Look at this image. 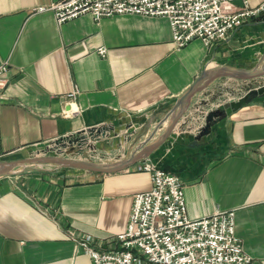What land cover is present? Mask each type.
I'll return each instance as SVG.
<instances>
[{"label": "crops", "instance_id": "1", "mask_svg": "<svg viewBox=\"0 0 264 264\" xmlns=\"http://www.w3.org/2000/svg\"><path fill=\"white\" fill-rule=\"evenodd\" d=\"M56 1L0 0V64L8 65L0 161L89 130L101 134L98 149L111 156L107 163L123 160L154 131L148 143L163 133L175 102L203 72L264 64V12L224 41L206 46L195 39L178 49L164 17L94 21L85 14L57 24L50 12H32ZM262 3L248 0L250 8ZM261 84L264 76L215 80L147 158L180 179L190 219L233 212L249 264H264V94L238 108L223 105ZM215 110L223 115L197 139V116ZM150 185L149 174L134 165L111 174L43 169L1 177L0 264H90L80 243L89 237L94 249H113L133 195Z\"/></svg>", "mask_w": 264, "mask_h": 264}, {"label": "built area", "instance_id": "2", "mask_svg": "<svg viewBox=\"0 0 264 264\" xmlns=\"http://www.w3.org/2000/svg\"><path fill=\"white\" fill-rule=\"evenodd\" d=\"M59 0L32 9L34 13L50 12L57 24L88 14L94 21L117 15L164 17L168 20L172 42L185 47L198 39L209 46L224 41L236 28L264 12V3L250 8L248 0ZM104 57L106 49H97ZM7 63L0 64V98L7 85ZM264 84L249 87L256 90ZM76 92L66 95L65 103ZM207 111L197 116L193 131L202 128ZM137 171L150 176V188L133 195L128 222L123 233L115 237V247L96 250L88 244L80 247L90 264H249L234 234L232 211L190 219L186 212L180 179L149 160L135 165Z\"/></svg>", "mask_w": 264, "mask_h": 264}, {"label": "water", "instance_id": "3", "mask_svg": "<svg viewBox=\"0 0 264 264\" xmlns=\"http://www.w3.org/2000/svg\"><path fill=\"white\" fill-rule=\"evenodd\" d=\"M264 76V64H262L258 69L250 70H240L231 69L226 66L215 67L203 72L194 83L185 91L181 97L175 102L172 107L171 113L174 112L170 121L167 123L163 133L155 139L154 142L148 143V141L154 136L155 131L148 137V139L143 143V146L134 151L129 157L112 162V163H97L77 158L60 157V156H41V157H26L22 159H13L0 161V178L10 175H19L27 170H52V169H69V170H80L89 171L99 174H111L115 172L127 169L136 163L145 160L149 157L150 153L157 148L173 131V128L184 115L186 110L189 108L193 97L201 92L203 89L207 88L215 80L223 77H230L239 80H249ZM264 94V86L259 87L256 90H252L245 94L243 97L239 98L236 102L225 103L223 109L227 108H238L244 103H246L250 98L257 95ZM223 115V111L215 110L207 113L205 117V125L198 131L197 139L205 135L209 131L210 123L214 119L219 118ZM93 130H89L86 133L91 136ZM85 134H75L74 137H67L66 140L70 144L72 142H77L82 139ZM46 165V167H42Z\"/></svg>", "mask_w": 264, "mask_h": 264}, {"label": "rangeland", "instance_id": "4", "mask_svg": "<svg viewBox=\"0 0 264 264\" xmlns=\"http://www.w3.org/2000/svg\"><path fill=\"white\" fill-rule=\"evenodd\" d=\"M83 134L85 135H83L82 139L78 140L76 143L72 142L69 144L65 138H64L65 140L59 139L55 142L49 143V145L46 147L45 150L43 148H38V150L35 151L34 153L32 152L29 155H25V156L14 154L12 156L5 157L4 161L13 160V159H22L26 157L60 156V157L77 158V159H82L97 163H107V160H109L111 156L109 157V155L100 152L98 149V147H100V141L102 138L100 136L101 134H98V132L91 136H89L86 132H84ZM42 167L44 168L46 167V165H43ZM33 171L36 170L32 169V170H27L26 172H33ZM86 238L89 239V237ZM86 238L84 239V241L86 240Z\"/></svg>", "mask_w": 264, "mask_h": 264}]
</instances>
